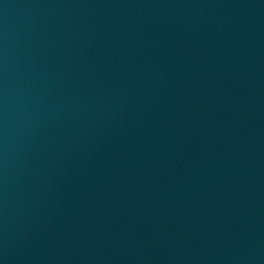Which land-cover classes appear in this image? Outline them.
Wrapping results in <instances>:
<instances>
[{"label": "water", "instance_id": "water-1", "mask_svg": "<svg viewBox=\"0 0 264 264\" xmlns=\"http://www.w3.org/2000/svg\"><path fill=\"white\" fill-rule=\"evenodd\" d=\"M0 264H264V0H0Z\"/></svg>", "mask_w": 264, "mask_h": 264}]
</instances>
